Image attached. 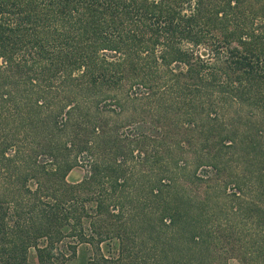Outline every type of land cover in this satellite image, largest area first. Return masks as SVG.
<instances>
[{"label":"trees","instance_id":"16d2710c","mask_svg":"<svg viewBox=\"0 0 264 264\" xmlns=\"http://www.w3.org/2000/svg\"><path fill=\"white\" fill-rule=\"evenodd\" d=\"M229 256L264 264V0H0V264Z\"/></svg>","mask_w":264,"mask_h":264},{"label":"rangeland","instance_id":"374dc122","mask_svg":"<svg viewBox=\"0 0 264 264\" xmlns=\"http://www.w3.org/2000/svg\"><path fill=\"white\" fill-rule=\"evenodd\" d=\"M84 175H85V169L83 167L79 166V167L74 168L70 172V174L68 175V180L71 183L79 182L83 178ZM109 247H111L112 249H115V248H113V247H115V244H112ZM107 249H108V246H107ZM229 257H230L228 260L229 264H241L240 261L238 260V258H236L234 256L233 257L229 256ZM29 261L32 263L37 262L36 250L34 248H31L29 251ZM82 263H83V260L78 257L76 259H70V260L66 261L65 264H82Z\"/></svg>","mask_w":264,"mask_h":264}]
</instances>
